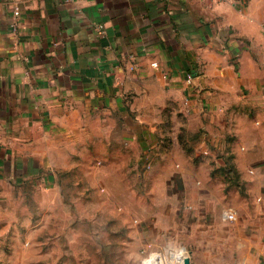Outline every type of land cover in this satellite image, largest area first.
<instances>
[{"label":"crops","instance_id":"crops-1","mask_svg":"<svg viewBox=\"0 0 264 264\" xmlns=\"http://www.w3.org/2000/svg\"><path fill=\"white\" fill-rule=\"evenodd\" d=\"M164 113L167 143L156 137ZM99 146L137 163L128 171L146 178L138 194L153 226L174 225L168 244L148 238L140 263L159 252L198 264L186 246L228 222L217 216L225 193H254L226 176L264 177V0H0V179ZM258 207L228 209L243 264H264Z\"/></svg>","mask_w":264,"mask_h":264},{"label":"rangeland","instance_id":"rangeland-1","mask_svg":"<svg viewBox=\"0 0 264 264\" xmlns=\"http://www.w3.org/2000/svg\"><path fill=\"white\" fill-rule=\"evenodd\" d=\"M162 120L164 126L156 137L167 143L173 132L170 114L164 113ZM186 136L182 128L179 140ZM78 151L72 148L70 154H56L54 167L44 165L31 178L0 179V264H141L148 240L168 244L174 225L159 218L155 220L158 226H153L146 218V197L140 201L138 194L146 178L143 172L128 171L137 163L121 152L109 161L105 146L94 153ZM224 180L242 189L250 184L254 193H225L217 215L220 220L230 207L238 205L244 211L250 203L259 206L258 217H264V177L246 180L231 174ZM150 203L155 209L160 206ZM212 212L215 223L216 212ZM190 216L185 213V223ZM221 223L206 230L208 242H190V247L180 241L187 252L198 248V264H243L238 258L237 232L230 229L232 222ZM187 230L188 226L180 233L187 234ZM203 251L208 253L205 258Z\"/></svg>","mask_w":264,"mask_h":264},{"label":"built area","instance_id":"built-area-1","mask_svg":"<svg viewBox=\"0 0 264 264\" xmlns=\"http://www.w3.org/2000/svg\"><path fill=\"white\" fill-rule=\"evenodd\" d=\"M66 1H75V0H66ZM20 14L19 8L15 7L13 10V16L10 22V27L12 28V30H16L17 29V18ZM97 30L102 32L101 26L97 27ZM194 78V76L192 74H187L186 75V80L187 82H191L192 79ZM206 153V152H204ZM226 219L228 221H234L236 219V215L235 212L233 210H230L226 213ZM176 263H178L180 261V257H176ZM144 264H164V257L161 253H151L148 254L146 256V258L144 259Z\"/></svg>","mask_w":264,"mask_h":264},{"label":"water","instance_id":"water-1","mask_svg":"<svg viewBox=\"0 0 264 264\" xmlns=\"http://www.w3.org/2000/svg\"><path fill=\"white\" fill-rule=\"evenodd\" d=\"M181 264H190V258L188 256L184 257Z\"/></svg>","mask_w":264,"mask_h":264},{"label":"trees","instance_id":"trees-1","mask_svg":"<svg viewBox=\"0 0 264 264\" xmlns=\"http://www.w3.org/2000/svg\"><path fill=\"white\" fill-rule=\"evenodd\" d=\"M224 169H226L225 171H226L227 173L231 172V168H229L228 166H224Z\"/></svg>","mask_w":264,"mask_h":264}]
</instances>
